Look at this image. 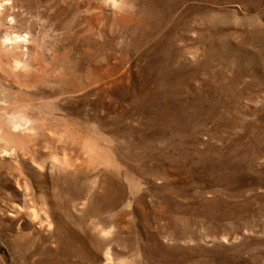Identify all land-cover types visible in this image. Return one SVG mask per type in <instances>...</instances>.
Returning a JSON list of instances; mask_svg holds the SVG:
<instances>
[{"label":"rangeland","instance_id":"rangeland-1","mask_svg":"<svg viewBox=\"0 0 264 264\" xmlns=\"http://www.w3.org/2000/svg\"><path fill=\"white\" fill-rule=\"evenodd\" d=\"M0 264H264V0H0Z\"/></svg>","mask_w":264,"mask_h":264}]
</instances>
